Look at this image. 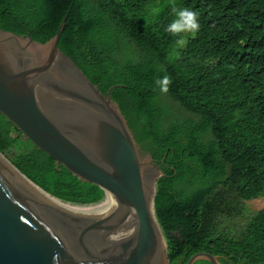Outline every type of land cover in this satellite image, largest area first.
<instances>
[{"label":"trees","instance_id":"16d2710c","mask_svg":"<svg viewBox=\"0 0 264 264\" xmlns=\"http://www.w3.org/2000/svg\"><path fill=\"white\" fill-rule=\"evenodd\" d=\"M200 14L180 58L165 32L172 4ZM151 6L158 17L146 21ZM59 49L119 105L141 151L162 167L155 211L170 264L198 253L221 264L264 262V208L237 236L225 227L264 196V0H0V30L45 44L65 16ZM168 75L169 92L154 90ZM65 202L104 192L38 149L0 113V152ZM167 153V155H165ZM195 264H212L199 260Z\"/></svg>","mask_w":264,"mask_h":264},{"label":"water","instance_id":"95a60500","mask_svg":"<svg viewBox=\"0 0 264 264\" xmlns=\"http://www.w3.org/2000/svg\"><path fill=\"white\" fill-rule=\"evenodd\" d=\"M67 18L45 44L0 30V113L117 207L59 204L0 152V264H54L55 253L56 264H170L155 227L156 184L165 173L153 168L113 100L119 85L104 94L59 49ZM199 260L221 264L208 253L186 264Z\"/></svg>","mask_w":264,"mask_h":264},{"label":"clouds","instance_id":"9594fccd","mask_svg":"<svg viewBox=\"0 0 264 264\" xmlns=\"http://www.w3.org/2000/svg\"><path fill=\"white\" fill-rule=\"evenodd\" d=\"M161 12V8L156 6H151L148 10V15L145 18L146 21L153 17H158ZM172 13L174 19L167 25L165 32L170 33L176 39L172 45V50L169 53L170 56H174L175 59L180 58V50L185 48L188 43L187 36L184 34H191L195 36L200 30L199 18L200 14L198 11L192 8H178L175 3L172 4ZM172 84V79L170 76L165 75L163 77H157L154 79V90L158 89L159 92L167 94ZM116 238L115 234L112 237ZM59 253H55L53 260L54 264L58 261Z\"/></svg>","mask_w":264,"mask_h":264},{"label":"rangeland","instance_id":"374dc122","mask_svg":"<svg viewBox=\"0 0 264 264\" xmlns=\"http://www.w3.org/2000/svg\"><path fill=\"white\" fill-rule=\"evenodd\" d=\"M187 36V34H184ZM194 37V36H193ZM188 39V37H187ZM10 121V120H9ZM14 124V123H13ZM14 126L16 127V125L14 124ZM17 128V127H16ZM18 129V128H17ZM19 130V129H18ZM17 147L14 148V150H11V151H7V156L5 155L6 159L12 163V159L14 158L13 156L15 155V153L17 152ZM145 154V153H144ZM4 155V154H3ZM149 155V154H147ZM167 155V153L165 154ZM150 156V155H149ZM11 159V160H10ZM153 161V159H152ZM154 162V161H153ZM155 163V162H154ZM13 164V163H12ZM166 166V163H165V159L161 160V163L160 164H154V169L157 168L159 170H162V167H165ZM161 178V177H160ZM159 178V179H160ZM158 179V180H159ZM158 180H157V183H158ZM156 189H157V184H156ZM103 191V190H102ZM157 191V190H156ZM157 193V192H156ZM46 195V194H44ZM47 196V195H46ZM106 198V195L104 194L103 198L99 201V202H96L94 203L93 205H97V204H100L101 202H103ZM59 201L63 202V203H66L65 201L61 200V199H58ZM90 204V203H89ZM105 204L107 205H110L114 208H116V202L114 200H112L111 202L110 201H107ZM105 204L103 205H97V206H88L87 209H95L96 207L100 208L102 206H104ZM73 205V204H72ZM245 208H246V211H245V214L243 217H238L236 219H234L233 221L231 222H228L225 227L228 228L230 234L232 236H237L240 232V229L241 227L243 226V223H244V220L246 219V216H249L253 213H256L257 211L261 210L264 208V196L263 197H260L254 201H251V202H246L245 203ZM166 240V238H164ZM167 241V240H166ZM168 251V249H167ZM167 253V252H166Z\"/></svg>","mask_w":264,"mask_h":264},{"label":"bare ground","instance_id":"6f19581e","mask_svg":"<svg viewBox=\"0 0 264 264\" xmlns=\"http://www.w3.org/2000/svg\"><path fill=\"white\" fill-rule=\"evenodd\" d=\"M40 52L41 54H43L44 53V51L43 50H40V49H34V48H31V52L32 53H34V54H36L35 52ZM41 193H43V194H45L44 192H42V191H40ZM46 192V191H45ZM49 194V193H48ZM47 195V194H46ZM52 196V195H51ZM50 195H47V197H49L50 199H52V200H54L55 202H57V203H59V204H62V205H65V206H68V207H71V208H83V209H87L88 208V206H97V205H93L94 203H90V204H76V203H73V205H71V204H68V203H63V202H61V201H58L57 199L58 198H56V197H54V196H52L51 197ZM54 197V198H53ZM113 200V198L110 196V195H106V198H105V200L103 201V202H101L100 204H98V205H103V204H105L107 201H112ZM96 208H98V207H96ZM95 208V209H96ZM156 215V214H155ZM156 219H157V217H156ZM157 223H158V221H157ZM156 222H155V227H156V229H157V239L159 240V243H158V248H159V253H160V255L161 254H163V253H165L164 251H163V249H166V247L168 248V244H167V241H165V235H164V233H163V230H162V228H161V226L159 225V223L157 224ZM160 227H159V226Z\"/></svg>","mask_w":264,"mask_h":264}]
</instances>
